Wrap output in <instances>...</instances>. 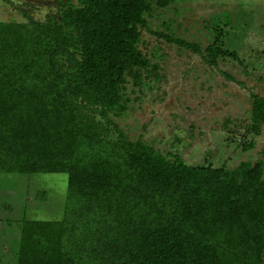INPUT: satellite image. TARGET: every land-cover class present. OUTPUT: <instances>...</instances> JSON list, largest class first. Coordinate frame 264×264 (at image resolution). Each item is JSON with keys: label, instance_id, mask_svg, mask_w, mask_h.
Segmentation results:
<instances>
[{"label": "trees", "instance_id": "trees-1", "mask_svg": "<svg viewBox=\"0 0 264 264\" xmlns=\"http://www.w3.org/2000/svg\"><path fill=\"white\" fill-rule=\"evenodd\" d=\"M173 1L57 0L42 20L0 21V174L67 175L62 217L22 220L16 264H264L263 159L190 164L114 120L125 75L151 66L143 29L212 67L241 61L151 29ZM249 114L258 135L264 96Z\"/></svg>", "mask_w": 264, "mask_h": 264}, {"label": "rangeland", "instance_id": "rangeland-1", "mask_svg": "<svg viewBox=\"0 0 264 264\" xmlns=\"http://www.w3.org/2000/svg\"><path fill=\"white\" fill-rule=\"evenodd\" d=\"M56 1L0 0V21L25 20L23 13L42 20ZM147 20L151 29L201 49L217 41L241 61L218 57L212 67L143 29L139 48L151 66L125 75L128 109L114 118L117 124L130 139L190 164L264 160V126L258 135L249 130L250 94L264 96V0H175L153 7ZM66 179L65 173L0 174V264H16L22 220L62 217Z\"/></svg>", "mask_w": 264, "mask_h": 264}]
</instances>
